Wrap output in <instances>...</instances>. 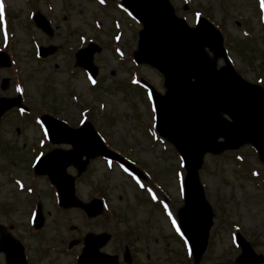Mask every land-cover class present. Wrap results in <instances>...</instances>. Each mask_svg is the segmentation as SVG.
Segmentation results:
<instances>
[{
	"label": "rangeland",
	"instance_id": "374dc122",
	"mask_svg": "<svg viewBox=\"0 0 264 264\" xmlns=\"http://www.w3.org/2000/svg\"><path fill=\"white\" fill-rule=\"evenodd\" d=\"M170 1L191 26L200 15L209 18L221 30L235 68L250 82L264 86V4L257 0ZM120 2L0 0V45L8 43L14 61L9 68L0 66V96L13 97L21 91L24 105H30L35 117L51 110L73 127L91 121L106 144L136 162L148 178L142 180L102 157L91 159L79 175L78 168L71 166L68 172L76 178V196L89 202L102 193L111 211L87 218L79 207L58 210L49 178L30 174L32 152L42 146V131L34 117L26 119L13 108L0 120V140L7 144L0 149V223L9 224L7 217L12 218L19 233L32 237L29 217L42 200V231L48 235L44 240L48 244L57 243L59 236L83 238L107 229L121 237V262L128 252L132 264H194L187 241L178 238L176 218L184 201L186 171L173 145L155 133L150 91L140 81L144 78L164 92V77L151 66L135 65L133 51L142 24ZM37 10L50 20L53 35L35 24L32 16ZM90 41L101 48L94 55L98 67L94 79L75 66L74 57L78 47ZM39 43L56 46V53L35 59ZM5 77L10 84L3 90ZM199 174L215 213L199 263L239 264L238 232L257 254L264 255V163L255 148L244 145L221 155L208 154ZM28 242L36 247L38 238Z\"/></svg>",
	"mask_w": 264,
	"mask_h": 264
},
{
	"label": "water",
	"instance_id": "95a60500",
	"mask_svg": "<svg viewBox=\"0 0 264 264\" xmlns=\"http://www.w3.org/2000/svg\"><path fill=\"white\" fill-rule=\"evenodd\" d=\"M123 3L145 26L140 32L136 60L152 64L165 75L166 94L153 91L157 128L185 161V205L178 215L198 261L206 249L214 215L199 180V168L206 152L220 153L245 143L254 144L264 160V89L246 81L233 68L226 57L222 35L206 18H201L198 27L191 28L174 14L169 0H124ZM36 21L51 32L49 22L40 13ZM206 47L214 53V58ZM98 49L92 45L78 54L79 63L94 74L97 68L92 58ZM54 50L55 47L42 48V53L47 55ZM220 57L225 58L227 65L217 69ZM7 106L5 99L0 100V113ZM47 123L52 136L57 137L62 126L69 132L74 145L70 154L78 160L75 163L81 170L88 162L81 161L85 154L88 158L98 153L114 155L102 147L90 123L81 129H68L64 123L58 126L52 121ZM64 160L61 157L50 164L42 162L37 171L50 165L46 171L58 185L62 203L68 206L73 200V179L65 173L69 163ZM238 241L244 251L239 258L241 264L264 261L241 236Z\"/></svg>",
	"mask_w": 264,
	"mask_h": 264
},
{
	"label": "flooded vegetation",
	"instance_id": "af4514ba",
	"mask_svg": "<svg viewBox=\"0 0 264 264\" xmlns=\"http://www.w3.org/2000/svg\"><path fill=\"white\" fill-rule=\"evenodd\" d=\"M2 225L4 224L2 223ZM32 232L33 234L37 233L38 236L44 235L42 229L38 231L32 230ZM98 232L103 233V231ZM7 233H10L13 236L12 239L18 240L22 246L3 247L9 251L10 255H7L4 250H0V264H78L79 253L84 248L83 238L66 239L61 236L57 237V243L50 244L44 241L46 238L38 237L37 246L32 247L31 243L28 242L30 237H25L19 233L14 224H10L9 226L4 225L0 229V243L2 235ZM115 239L117 240V244L113 245ZM97 241L102 242V239H97ZM104 242L99 249L100 253L116 255L118 262L121 264V240L117 237H111L108 241ZM8 258L9 260H7Z\"/></svg>",
	"mask_w": 264,
	"mask_h": 264
},
{
	"label": "snow or ice",
	"instance_id": "6c2138e0",
	"mask_svg": "<svg viewBox=\"0 0 264 264\" xmlns=\"http://www.w3.org/2000/svg\"><path fill=\"white\" fill-rule=\"evenodd\" d=\"M0 9H2V5H0ZM0 17H2V11H0Z\"/></svg>",
	"mask_w": 264,
	"mask_h": 264
}]
</instances>
